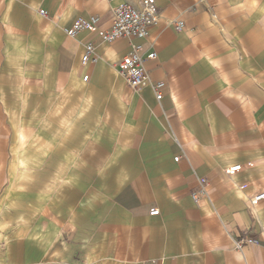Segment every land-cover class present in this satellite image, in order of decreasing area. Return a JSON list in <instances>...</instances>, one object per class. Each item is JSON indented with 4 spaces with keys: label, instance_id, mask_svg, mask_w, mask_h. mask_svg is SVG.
<instances>
[{
    "label": "crops",
    "instance_id": "0c3cea01",
    "mask_svg": "<svg viewBox=\"0 0 264 264\" xmlns=\"http://www.w3.org/2000/svg\"><path fill=\"white\" fill-rule=\"evenodd\" d=\"M118 3L0 0V264H264V0H155L104 41Z\"/></svg>",
    "mask_w": 264,
    "mask_h": 264
},
{
    "label": "built area",
    "instance_id": "2783aa9c",
    "mask_svg": "<svg viewBox=\"0 0 264 264\" xmlns=\"http://www.w3.org/2000/svg\"><path fill=\"white\" fill-rule=\"evenodd\" d=\"M114 1V0H109ZM140 6L134 7L126 3H118L112 8L113 19L111 27L104 32H99V35L104 41H111L118 37H127L131 39L146 38L149 36L148 26L155 21V0H139ZM98 18L91 17L89 20L79 19L74 24L71 34L77 31L90 30L96 31V23ZM182 27L181 22H176L174 28L176 30ZM140 46L132 44L130 51L119 61V72L123 75L125 81L130 88L139 93L140 91L148 88L154 92L156 100H160L162 95L159 90L163 85V82H153L146 76L144 67L145 59L139 54ZM155 52H150L147 55L148 59L155 58ZM88 59L95 61L96 57L92 54V47L87 44L85 53L82 57V62H86ZM88 76L85 75L83 80H87ZM178 156L175 160H178ZM242 169V166L236 164L225 169L227 175H233L235 172ZM201 184H205V179L200 180ZM264 198V191L255 194L250 203L256 205L260 200ZM158 214L156 208L150 210V215ZM253 240L249 237L234 241V248L238 251L242 250L243 244H251Z\"/></svg>",
    "mask_w": 264,
    "mask_h": 264
}]
</instances>
